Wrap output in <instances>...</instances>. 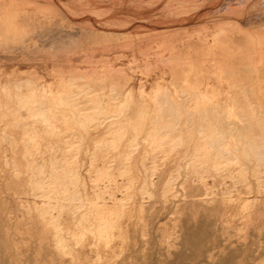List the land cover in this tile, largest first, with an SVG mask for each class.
Masks as SVG:
<instances>
[{
    "label": "rangeland",
    "instance_id": "obj_1",
    "mask_svg": "<svg viewBox=\"0 0 264 264\" xmlns=\"http://www.w3.org/2000/svg\"><path fill=\"white\" fill-rule=\"evenodd\" d=\"M6 1L35 10L0 46V264H264V102L202 78L220 106L198 105L175 61L244 2Z\"/></svg>",
    "mask_w": 264,
    "mask_h": 264
},
{
    "label": "bare ground",
    "instance_id": "obj_2",
    "mask_svg": "<svg viewBox=\"0 0 264 264\" xmlns=\"http://www.w3.org/2000/svg\"><path fill=\"white\" fill-rule=\"evenodd\" d=\"M4 1L0 7V46H7V47L12 46L13 47V46L22 44L26 41V37H28L30 30L28 31L25 25H23L20 22V18L26 15V17H28L30 21V18H32L30 17V12L31 10L32 11L35 10L34 9L35 5H26V6L24 5L25 6L24 8L22 7V5L11 4V3H8L6 0ZM238 1L244 2V5L242 6L241 11L236 12L235 8H230L224 5V7L226 6L230 14V18H228V20H225V22L226 21L230 22V24L234 25V28L226 29L218 25L216 27H219L220 30L214 34H211L212 39H208L207 41L205 40V38L204 40L203 39L194 40L197 43H199V41L206 42L205 47L201 49L198 47H193V46H198V45L192 44V41H189L192 39L191 37L185 38L184 43H187V44L183 45V48L181 50L182 52L179 53L178 56H176L175 58L177 66L178 67L181 66V75H183V78H186V80H184L185 82L183 86L184 89L199 92L202 94V96L209 98L210 100L208 103H205L204 100H199L198 105H201V106L208 105L209 106L212 103H215L218 106H220L219 99L221 97V92H220L219 87L216 85H212L209 82H203L202 78H219V80L220 78H237L236 80H239L238 78H246L245 81L249 84V86L246 88L251 91L253 98L256 100V105H258L259 108L261 105H263V102H264V27L262 26H264V10H261L263 8H260L259 6L260 2H262L263 0H252L251 3H247V0H238ZM243 13H249V14L253 13L254 16L249 17L247 20H243L242 19ZM255 27H259V30L254 31L252 33H250L249 30L245 29V28L255 29ZM206 38H208V36H206ZM75 42L76 41L70 38L66 42H63L59 46V48H65L66 46L74 45ZM169 43H171V40L169 41ZM106 78H110V77H106ZM35 92L37 93L36 90H34V94ZM28 93L30 92L28 91ZM98 95H96V98H94L93 100H89L88 102L90 103L91 106H93V108H104L106 110H109L113 106H115L114 99L112 96L104 97L103 95L104 98H100V97L97 98ZM30 97L32 98L31 94L28 98ZM28 98H27V101H28ZM31 98L29 99V102ZM42 98L43 97L41 96L40 100H43V101L35 100V98H33V100H35L36 104H39L40 107L41 106L43 107V109L45 110L46 114L49 115V117L52 116L53 118V115H54L53 107H51L50 105L48 106L46 102L44 101V98L43 99ZM89 98L91 97L89 96ZM0 103H1V99H0ZM32 104L33 103H31V105ZM78 105H81V103ZM33 107L31 106V108ZM84 107L85 108H83V110L87 109V106H84ZM235 107L236 108H234L233 111L237 109L239 111V114L242 117L245 116V118H247V115L245 114L244 109L240 105L237 104ZM0 111H1V108H0ZM39 112H41V110ZM45 117H48V116H45ZM115 120H117V118H115ZM11 123L13 124L14 122H11ZM152 132H153V127L151 126L148 129V133L151 134ZM212 133L213 132H211V134ZM164 136H166L167 138L168 134ZM246 136L250 138L253 137L251 134H247ZM34 139L35 138H33V140ZM250 145L258 146L259 144L251 142ZM202 154L209 155L211 154V152L207 150V148H203V147L197 148L196 155H202ZM204 161H207V160L204 159Z\"/></svg>",
    "mask_w": 264,
    "mask_h": 264
}]
</instances>
